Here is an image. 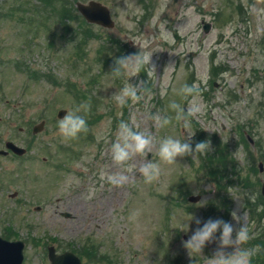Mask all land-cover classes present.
Instances as JSON below:
<instances>
[{
  "label": "rangeland",
  "instance_id": "374dc122",
  "mask_svg": "<svg viewBox=\"0 0 264 264\" xmlns=\"http://www.w3.org/2000/svg\"><path fill=\"white\" fill-rule=\"evenodd\" d=\"M8 1L0 0V7ZM90 1L106 6L113 25L72 24L82 30L79 38L86 28L96 36L80 50L77 39H62L61 31H54L49 46L47 30L29 41L14 20H0L2 140L48 118L44 132L29 141L26 161L0 158V236L10 233L25 242L23 264H49L48 246L58 253L75 250L82 264H215L218 252L247 251L244 241L237 242L239 229L247 224L250 241L264 229L259 197L264 169L252 171L259 161L264 166V44L257 45L264 0H78ZM201 21L209 24L206 32ZM139 53L152 56L137 75L113 72L117 59ZM21 66L39 76L31 79ZM218 67L222 71L214 73ZM47 74L56 82L43 79ZM140 81L146 88L140 98L121 106L115 94ZM185 84H197L199 94H182ZM173 101L182 110L180 119L170 107ZM193 104L200 110L189 115ZM80 105L88 106L80 113L88 130L64 138L57 112ZM157 115L171 123L161 127ZM121 121L153 137L151 152L126 165L117 164L111 152ZM237 125L244 128L237 132ZM169 136L193 146L209 141V153L211 137L217 138L235 160L231 173L219 182L207 177L205 154L179 156L171 164L161 160L159 141ZM244 137L254 144L246 147ZM149 159L161 168L151 183L139 171ZM120 172L128 180L111 184L108 176ZM190 195L201 198L192 204ZM219 197L228 198L226 208L224 201L218 206ZM209 218L233 225L232 242L224 245L218 231L201 252L190 251L185 242L196 219ZM260 254L254 252L256 262Z\"/></svg>",
  "mask_w": 264,
  "mask_h": 264
},
{
  "label": "clouds",
  "instance_id": "9594fccd",
  "mask_svg": "<svg viewBox=\"0 0 264 264\" xmlns=\"http://www.w3.org/2000/svg\"><path fill=\"white\" fill-rule=\"evenodd\" d=\"M151 54L141 55L136 54L132 56L121 57L117 59V67L114 69V73H119L122 69H128L130 72L137 75L140 68L143 65H149L151 61ZM154 69V67H152ZM132 75V76H134ZM144 82L140 81L136 85L128 82L127 86L123 87L118 94H115L117 102L123 106L127 103L128 98L138 100L141 93L146 90L145 87L141 88ZM181 93L184 95L196 96L199 94V87L197 84L188 85L185 84L181 88ZM87 105H80L72 111L66 112V114L58 122V128L60 134L64 138H76L80 133L87 132L88 123L84 115H81V110H87ZM170 107L177 112V119L182 116V110L180 105L173 101ZM199 106L193 104L189 111V115L198 112ZM154 119L161 125V127L171 123V120L167 117L161 118L155 116ZM185 125H188L187 117H183ZM153 147V137L150 134H145L143 131L135 130L127 121H121L118 128V138L111 145L112 159L120 165H126L137 154L147 156ZM209 141H199L195 145L186 140H180L174 137H166L159 141L158 154L161 160L171 164L175 163L177 157L184 156L192 153L206 154L210 150ZM140 173L148 183L157 180L161 173L160 164L156 161L146 160L139 168ZM128 176L123 173H115L108 176V181L113 185H121L128 180ZM235 215V214H234ZM195 223L197 227L192 232L188 241L185 242V246L193 252H201L206 242L213 239L215 234L219 231L221 240L224 245L230 244L231 236L234 231V227L228 221H224L220 218H209L205 221L196 219ZM188 225H186V229ZM229 243H225V239ZM249 238L247 233V224L241 227L237 232V242L246 241ZM260 251L259 246L255 250L245 251L243 253L236 252L234 255L225 256L223 252H218L215 256V264H250L249 258L254 252Z\"/></svg>",
  "mask_w": 264,
  "mask_h": 264
},
{
  "label": "trees",
  "instance_id": "16d2710c",
  "mask_svg": "<svg viewBox=\"0 0 264 264\" xmlns=\"http://www.w3.org/2000/svg\"><path fill=\"white\" fill-rule=\"evenodd\" d=\"M76 1L77 0H11L8 2L9 4L7 7H0V20H14L21 30H27L25 36L28 34L36 36L47 30L45 34L49 37V46L53 44L52 40L56 33H54V31H61L62 39L67 36H70L69 41L77 39V49L80 50V46L85 45L96 36L89 32V28H86L83 32L84 36L79 38V31L82 30L80 28H78L77 31L73 29L72 24L83 23L74 7ZM32 72L34 71H30L31 76L36 78L37 74ZM44 78L50 81L56 79L50 75H46ZM67 82L68 84L70 83L69 81ZM70 86L76 89L75 84H70ZM86 254L87 252L84 256H86Z\"/></svg>",
  "mask_w": 264,
  "mask_h": 264
},
{
  "label": "water",
  "instance_id": "95a60500",
  "mask_svg": "<svg viewBox=\"0 0 264 264\" xmlns=\"http://www.w3.org/2000/svg\"><path fill=\"white\" fill-rule=\"evenodd\" d=\"M78 12L84 17L88 23H96L106 27H112L113 23L109 18V13L105 7L96 2H89L88 4L76 3ZM65 111L58 112V118H63ZM40 127L34 129L35 132L39 131ZM23 151L19 152V154ZM264 197V184L261 189ZM192 202L199 200V197H191L189 199ZM23 248L22 242L9 243L0 239V264H21L23 260ZM48 259L50 264H81L78 257L70 252H66L61 255H57L54 248L48 249Z\"/></svg>",
  "mask_w": 264,
  "mask_h": 264
},
{
  "label": "flooded vegetation",
  "instance_id": "af4514ba",
  "mask_svg": "<svg viewBox=\"0 0 264 264\" xmlns=\"http://www.w3.org/2000/svg\"><path fill=\"white\" fill-rule=\"evenodd\" d=\"M260 8H261V6H260ZM263 8H264V6H263ZM257 21H258L257 29H262V36L257 39L258 40L257 45H259V44H264V26H260L259 25L260 23L264 24V15L263 16H259ZM208 97H209V95H208ZM228 99H230V98H228ZM231 99L236 100V97L234 95H232ZM44 115H46L45 112H44ZM40 122H44V127L46 128V123H48V118L46 116H44L40 120ZM34 127H35V123L32 124V126H27L26 130L24 128H20L19 131H18V135L19 136L17 138H14L11 135H8V139L2 140V137L0 135V158H2V159L7 158L9 160H14V161L15 160H19V159H23V161H26L25 157H28L29 154L32 151V146H31V143H29V141H33V140L35 141L37 139V137L40 135V134L39 135L38 134L37 135L33 134V128ZM242 128H244V126L237 125L236 126V131L238 132ZM30 131H31V133L29 134ZM211 138L214 139L215 142H211L213 151L210 152L208 155L209 156H213L211 153H214L215 155H218V154H220L222 152L221 142H219L217 140V138H215V137L214 138L211 137ZM239 141H240V139H239ZM8 142L14 143L17 146H19L21 148H24L26 150V155L25 156H17L16 154H14L10 150L9 151H5V145ZM249 142H250L251 145L254 144V141L251 138L249 139ZM44 161L47 162L46 159H44ZM257 167H258L257 173H262L263 169H264V166H263V163L261 161H259ZM231 168H232V166H229V169H231ZM0 169H2V167Z\"/></svg>",
  "mask_w": 264,
  "mask_h": 264
}]
</instances>
